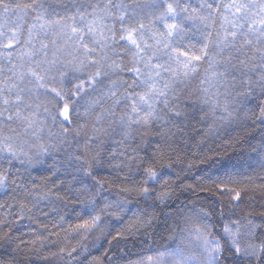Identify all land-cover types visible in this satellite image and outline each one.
Listing matches in <instances>:
<instances>
[{
  "label": "snow or ice",
  "instance_id": "1",
  "mask_svg": "<svg viewBox=\"0 0 264 264\" xmlns=\"http://www.w3.org/2000/svg\"><path fill=\"white\" fill-rule=\"evenodd\" d=\"M31 12L35 15L26 24ZM192 36L199 37L197 43H191ZM204 61L208 67L200 80L201 111L210 112L197 118L196 110L182 99L181 85L200 73ZM90 118L94 135L83 151L73 149L71 143L79 145L80 130ZM193 120L207 129L193 127ZM241 120L260 134L259 143L251 146L252 155H264V0H0V189L6 197L0 201V264H32L20 258L21 251L28 248L39 256L36 245L51 239L44 233L65 224L73 237L91 236L99 229L94 243L104 247L106 242L107 247L103 257L91 260L83 244L67 252L60 248L57 264H264V228L254 222L264 221V213L247 219L243 233L241 225L232 222L222 235H213L209 224L201 223L209 213L193 204L189 207L195 221L186 218L185 226H178L171 238L175 247H149L146 251L155 255L145 257V250L133 253L128 245L142 230L147 209L169 206L172 187L190 178L176 173L172 179V156L182 142L178 138H189L191 127L190 138L203 133L206 142L214 131L227 135ZM49 121L59 130H49L44 143ZM156 125L162 130L151 136L142 133L137 144L133 130ZM116 128L121 130L117 143L128 146L107 157L118 161L109 163L116 174L112 183L131 186L118 187L112 196L111 185L106 191V181L94 174L104 167L103 152L95 150L86 157L101 136L115 135ZM254 139L250 135L245 142ZM49 159L52 164L44 167ZM217 161L204 156L201 164ZM238 167L219 161L215 169H199L201 178L184 190L227 195L229 204H239L247 190L229 183L245 181L238 179L240 172L228 170ZM37 172L47 175L37 181ZM256 178L264 181V176ZM133 193L136 199H127ZM126 217V227L119 228ZM257 233L259 244L253 242ZM242 236L247 243H241ZM132 256L136 258L126 259Z\"/></svg>",
  "mask_w": 264,
  "mask_h": 264
},
{
  "label": "trees",
  "instance_id": "2",
  "mask_svg": "<svg viewBox=\"0 0 264 264\" xmlns=\"http://www.w3.org/2000/svg\"><path fill=\"white\" fill-rule=\"evenodd\" d=\"M17 3H29L30 0H15ZM53 3L59 4H68L74 3L76 0H51ZM80 3L91 2L97 3L99 0H79ZM142 3H146L147 0H141ZM193 4L199 2V0H192ZM60 10V9H58ZM74 11V10H73ZM90 11V9H88ZM73 12H68V15H72ZM35 15L34 12L28 14V19L25 22L31 23V18ZM147 16V11L145 13ZM150 16L146 18L143 22L145 24L148 23ZM27 33V28L25 27V35ZM191 43H197L199 40L198 36H192ZM185 43H189V41H185ZM200 73L190 82L186 84H182L181 88L184 90V95L182 99L196 110V116L199 118L205 112H210L209 108H204L203 112L201 111L203 105V99L201 97L200 92V80L203 78L204 70L208 67V62L204 61L200 64ZM45 97L41 95L40 100L43 101ZM98 111V109H97ZM219 113H217V116ZM241 117H243V113H241ZM211 121H209L210 123ZM193 127L201 128L203 127L205 130L207 129V125L197 124L195 120L190 122ZM227 123V122H226ZM239 124V126H237ZM237 124H232L227 131V135H224L223 132L219 136L216 135L215 131L213 132V137L208 141H204L203 133L197 134L194 139L190 138V134L192 132V128L187 129V133L189 134V138H178L181 139V143L178 145L179 151L174 153L172 156L173 163L175 167L171 170L173 175L172 179H175V174L179 173L182 176L190 177L189 179H182L179 184H176L172 187L173 196L170 200H168L167 204L169 206L158 205L154 208H148L147 211L149 215L144 218L143 225H140V231L135 232L133 238L128 241L129 249L131 252L136 253L142 250L144 256H148L155 252H147L146 249L149 247L153 249L160 248L163 250L164 247L173 244L172 237H174L175 232L178 231L179 228H182V224L184 220L188 217H194L195 213L190 210V205L195 204L196 209H200L203 207L205 211L209 213L208 219L202 221L201 223L209 224V229L212 231L213 235L223 234L224 228L226 225L232 226V222H238L242 227L247 222V219L252 217H258L262 213H264V181L257 179L258 176H264V169H261V163L264 162V155L257 154L252 155L251 146L259 143V132H253L251 126H245L243 121H238ZM11 127H15L12 125ZM92 120L91 118L87 122L86 126L80 130L79 133V145L76 143H71L73 137L69 136L68 141L71 143V147L75 149L77 146L84 150V144L86 140L93 136L94 133L92 131ZM223 127V126H221ZM51 130L52 132H57L58 128L51 127V121L48 122V127L45 128V136L44 143H47V132ZM162 129L159 125L148 129H138L133 130L134 137L136 139L137 144L141 143L140 136L142 133L151 134L160 132ZM75 135V134H73ZM250 135H255L256 139L252 140L251 143H246L247 137ZM121 140V130L116 128L115 135L109 136H101L96 143L93 144L92 150L89 151L86 159H90L91 155L94 154L95 150H100L103 152L105 157L104 167L99 171V173H95L97 178H103L105 183V190L109 191V185H111V195H116V189L118 187H130L127 182L123 184L121 181H116L114 184L112 183V178L115 173L111 172L109 168V163L115 164L118 161L107 160V157L110 153L114 151V149H122L127 147L128 145L117 143V141ZM155 143V139L152 140ZM185 142L187 143V147H185ZM129 144H131V139L129 140ZM238 145V146H237ZM136 145H132L135 147ZM65 147H68V144H65ZM212 151H209V149ZM235 153V154H233ZM143 153H141L142 155ZM204 156L208 157H218L217 162H209L208 165H202L201 159ZM219 161H224L226 164H238L239 167L236 169L229 168V171L240 172L241 175L238 179L245 181L244 183L239 184H231L229 183V187H239L241 189H246L247 194L244 195L239 202V204H229V197L227 195H220L219 193H204L198 195L191 191L184 190V186L188 184L195 185L197 180L201 178V173L199 169L213 168L215 169L218 166ZM52 164V160L49 159L46 161L44 167H48ZM189 165H191V170H189ZM251 165V167H249ZM111 173V174H110ZM223 173V169L221 170ZM125 173H119L120 176H124ZM47 175L46 172H37L33 173V176L39 181L42 176ZM215 179V176H214ZM91 182V178H89V183ZM210 183V182H205ZM51 184H49V188H51ZM157 190L159 189L157 186ZM93 189V193H94ZM3 190L0 189V201L6 199V197L2 194ZM124 199V197H121ZM127 199L134 201L136 199L135 194L133 193ZM199 200L200 203H196ZM102 205H98L100 207ZM51 207V206H50ZM141 208H145L146 206L141 202ZM171 211L173 214L171 216L165 215V213ZM214 211L215 215H212ZM133 212H136V208L133 207ZM223 212V216L221 213ZM132 216V213H129V217ZM129 217L125 218V224H121L118 227L124 228L126 227V223ZM42 223H48V221H41ZM256 224H260L262 228H264V221L255 220ZM26 223V221H25ZM71 223H75V220H72ZM150 223V226H149ZM21 232L25 231L22 226H19ZM51 228V225H49ZM68 225L65 224L64 228H57L54 232H46L44 233L45 237L51 236V239L44 240L43 244H37L36 249L39 251V256L32 254L28 248H25L20 253V258L25 261H31L32 264H40L41 261H44V258L47 257V261L45 264H57V261L60 260L59 249L64 248L67 251H71L72 248L77 247L83 244L91 255L88 257L91 260L93 257H103L104 248L107 247V243L105 242L104 247H99V242H96V237L100 235V230L98 229L96 232H93L91 236H75L73 237L71 233H66L65 229H67ZM101 227H104L103 225ZM244 228V227H243ZM116 229H114L115 231ZM155 233V235H153ZM14 235H19V233H14ZM83 237V238H82ZM25 240H31L32 237L25 236ZM224 241H222L223 243ZM259 244V233H257V239L253 241ZM135 243L136 247H131V245ZM55 245V247H52ZM123 248V245H121ZM94 248H99V251H95ZM56 253L55 256L52 254ZM111 255V254H110ZM135 256L126 257V259H135ZM65 264H68L65 261ZM87 264V262H86ZM104 264H107V261H104ZM116 264V262H114ZM119 264H124V261L119 262ZM245 264H248L245 261Z\"/></svg>",
  "mask_w": 264,
  "mask_h": 264
},
{
  "label": "rangeland",
  "instance_id": "3",
  "mask_svg": "<svg viewBox=\"0 0 264 264\" xmlns=\"http://www.w3.org/2000/svg\"><path fill=\"white\" fill-rule=\"evenodd\" d=\"M188 218H191L193 221H195V218L193 217H188ZM185 223H186V219L184 220L183 224H182V228L185 226ZM233 230H235V228L233 227ZM245 231V229L241 226V232L243 233ZM185 235H187V233H185ZM248 241H246L243 236L241 237V243L244 244V243H247ZM150 255H155V253L153 254H150ZM196 255L199 257V252L196 253ZM147 257V256H146Z\"/></svg>",
  "mask_w": 264,
  "mask_h": 264
}]
</instances>
